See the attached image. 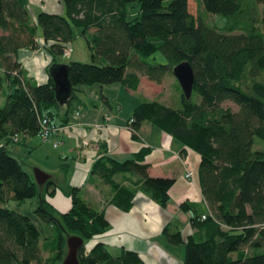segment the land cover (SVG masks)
<instances>
[{
    "label": "trees",
    "instance_id": "trees-1",
    "mask_svg": "<svg viewBox=\"0 0 264 264\" xmlns=\"http://www.w3.org/2000/svg\"><path fill=\"white\" fill-rule=\"evenodd\" d=\"M62 1L63 11L34 13L31 0H0V86L5 81L8 87L0 104V264H53L65 253L66 232L86 239L110 224L104 208L83 196L79 184L65 187L71 204L58 209L48 199L56 177L39 192L32 170L9 141L38 132L40 114L67 121L69 108L62 110V104L71 105L83 83L122 80L136 87L141 73L161 81L184 58L195 73L191 95L174 74L175 103L145 98L132 112L137 131L147 119L183 141L181 154L188 146L200 154L208 208L192 198L180 200L179 206L190 210L193 229L184 235L180 223L164 224L170 241L184 242V256L160 264H264V0H200L205 10L226 16L221 25L204 19L201 10L194 13L189 0ZM80 32L91 59H64L65 44ZM39 44L49 51L50 62H68L72 93L65 102L56 97L51 75L35 81L17 58L20 46ZM228 98L237 106L225 104ZM15 132L21 133L18 139ZM148 150L143 145L119 158L104 149L92 163L91 175L111 185V200L123 208L132 205L138 189L163 205L171 198L175 176L150 173ZM32 196L37 197L33 209L52 228L43 242L39 226L21 205ZM11 198L17 203L10 204ZM48 241L51 252L45 254ZM79 257L82 264L144 263L136 249L114 252L102 240L90 248L82 244Z\"/></svg>",
    "mask_w": 264,
    "mask_h": 264
},
{
    "label": "crops",
    "instance_id": "crops-1",
    "mask_svg": "<svg viewBox=\"0 0 264 264\" xmlns=\"http://www.w3.org/2000/svg\"><path fill=\"white\" fill-rule=\"evenodd\" d=\"M31 5L34 13H37L40 8L57 11L65 9L62 0H31ZM1 32L3 29L0 27ZM76 36L83 39V49L75 50L74 54L75 45L73 44L69 57L91 59V49L85 36L81 32ZM37 37L42 43L41 27H37ZM17 58L25 68L26 75L33 80L44 81L51 75L49 72L51 55L43 45L20 46ZM0 70L2 71L1 67ZM165 74L170 73L167 71ZM171 74L173 75L170 78L171 84L176 91V76ZM158 83L159 81L146 73H141L136 87L129 86L122 80L83 83L71 105L66 102L61 107L64 110L68 105L69 119L67 121H70L71 125L49 139H42L38 132H28L24 133L21 142L9 141V146L12 142H19L21 152L33 151L48 165L61 167L66 186L56 173L55 191L48 194V199L58 209H67L71 204V196L65 190L69 184H79L83 196L96 207L104 208L110 222L109 227L90 236L85 242L87 248L98 240L107 243L114 252H120L123 248H133L144 258L143 264L169 263L183 259L184 242L181 245H175L174 243L177 242L170 241L163 232V226L169 220L175 223L181 222L184 235L193 229L190 210L182 209L179 206L180 200L192 198L199 201L203 209L208 208L201 189L197 166L200 154L192 151L190 146L181 154L179 151L184 144L183 141L147 119L142 121L137 133L127 126L128 118L132 115L137 103L145 98L163 99L159 94L160 91L154 94L148 89L149 86L155 88L154 86ZM7 90L8 87L4 81L0 86L2 103L6 100ZM75 109L78 112L73 115L72 112ZM95 122H102L103 125L97 126ZM54 137L59 140L57 144L52 142ZM143 145L149 147L145 160L150 162V173L175 176L169 188L171 198L166 205H163L144 190L138 189L132 205L129 208H123L111 200L113 194L111 185L97 175H91L90 168L94 159L104 152V149L119 158H124ZM187 166L192 169L189 175H186ZM57 262L58 260L53 264Z\"/></svg>",
    "mask_w": 264,
    "mask_h": 264
},
{
    "label": "rangeland",
    "instance_id": "rangeland-1",
    "mask_svg": "<svg viewBox=\"0 0 264 264\" xmlns=\"http://www.w3.org/2000/svg\"><path fill=\"white\" fill-rule=\"evenodd\" d=\"M34 6L37 8L36 4L34 3ZM189 8L194 12V13H198L199 10H201L202 16L204 19L211 21V22H217L219 25L223 24L225 22L226 16L220 12H213V11H207L204 9L203 5L201 4L200 0H189ZM38 9V8H37ZM73 44L75 45V49L73 50L74 54H75V50L77 51H82L83 49V39L79 36H75L73 39ZM64 59H69V55L68 56H63ZM170 74H165L163 79L161 81H159L158 84H156L154 87L155 88H151V86L148 87V89L154 93V94H161L162 98L165 101L168 102H176L177 101V93L173 92L174 90V86H172L171 84V77H173V75L171 73L170 70L168 71ZM174 74V73H173ZM5 94V93H4ZM175 94V95H174ZM0 103H2V93H0ZM225 104H231L232 106L236 107L237 104L231 100V99H226L224 101ZM72 111V110H71ZM76 109L72 112L73 115H76ZM257 143H255L256 145ZM258 145V144H257ZM264 145V143H263ZM14 146H17V148H14ZM10 147L20 153L17 154H22V157L26 160V162L24 163L25 167L28 168L29 170H33V164H39L42 167L48 169V170H53L56 171L57 175L60 177L61 182L65 185L64 183V172L61 169V167H53L48 165L47 163H45L42 159H40L33 151L32 152H21V143L19 142H12L10 144ZM192 151H195L196 153L199 154L198 150L191 147ZM197 166L199 168V161L197 163ZM66 186V185H65ZM10 202L13 204L17 203V200L15 198H11ZM37 199L36 197H26L21 205L31 213L32 218L34 219V221L37 223V225L40 228L41 231V242H43L44 238H50L51 237V224L47 221H45L33 208L34 205L36 204ZM180 222V221H179ZM181 224V222H180ZM89 238H86V241H88ZM182 242H177L174 243L175 245H181ZM51 242L48 241L46 244V248H43L45 253H48L49 251L51 252ZM58 262L56 264H61V259H57ZM31 264H38L37 262L33 261Z\"/></svg>",
    "mask_w": 264,
    "mask_h": 264
},
{
    "label": "water",
    "instance_id": "water-1",
    "mask_svg": "<svg viewBox=\"0 0 264 264\" xmlns=\"http://www.w3.org/2000/svg\"><path fill=\"white\" fill-rule=\"evenodd\" d=\"M172 70L180 81L184 93L190 96L195 76L191 62L186 58L181 59L173 65ZM49 72L54 80L56 97L60 102H65L72 93V82L68 74V62L52 61L49 64ZM32 172L39 184V192L42 191L48 178L56 176V171L48 170L36 163L33 164ZM85 242L86 239L82 234L66 232V250L61 259V264H82L79 257V249Z\"/></svg>",
    "mask_w": 264,
    "mask_h": 264
},
{
    "label": "built area",
    "instance_id": "built-area-1",
    "mask_svg": "<svg viewBox=\"0 0 264 264\" xmlns=\"http://www.w3.org/2000/svg\"><path fill=\"white\" fill-rule=\"evenodd\" d=\"M73 49V43L72 41H68L62 51V54L64 56H68L70 55L71 51ZM78 112V110H77ZM134 119V116L131 115L128 118L127 121V126L129 128H131L133 131H137V129L134 128L133 124H132V120ZM39 121H40V127L38 130V134L41 136L42 139H49L52 135L57 134L58 132H60L63 128L71 125L72 123L70 121H65V122H60L58 120H55L51 117V115L49 113H43L39 115ZM95 125L97 126H102L103 123L102 122H95ZM13 138L18 139L21 136V133L19 132H15L13 133ZM54 144L58 143V139L56 137H54L53 140ZM191 174V169L187 168L186 171V175Z\"/></svg>",
    "mask_w": 264,
    "mask_h": 264
},
{
    "label": "bare ground",
    "instance_id": "bare-ground-1",
    "mask_svg": "<svg viewBox=\"0 0 264 264\" xmlns=\"http://www.w3.org/2000/svg\"><path fill=\"white\" fill-rule=\"evenodd\" d=\"M53 142V141H52ZM58 142H59V140H58Z\"/></svg>",
    "mask_w": 264,
    "mask_h": 264
}]
</instances>
